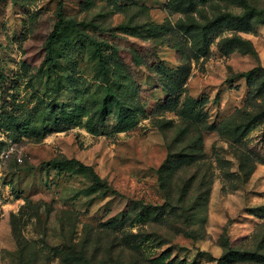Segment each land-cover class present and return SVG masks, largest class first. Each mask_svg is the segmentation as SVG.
<instances>
[{"label":"rangeland","instance_id":"obj_1","mask_svg":"<svg viewBox=\"0 0 264 264\" xmlns=\"http://www.w3.org/2000/svg\"><path fill=\"white\" fill-rule=\"evenodd\" d=\"M0 264H264V0H0Z\"/></svg>","mask_w":264,"mask_h":264},{"label":"trees","instance_id":"obj_2","mask_svg":"<svg viewBox=\"0 0 264 264\" xmlns=\"http://www.w3.org/2000/svg\"><path fill=\"white\" fill-rule=\"evenodd\" d=\"M250 12L251 11H255V9L253 8H250L249 10ZM227 17H234L233 15L231 14H226ZM259 69V67H254V68H251L247 71H244V72H240V73H237L235 75L234 78H241V77H249L253 72L257 71ZM94 179H95V183H100V179L97 177V176H94ZM113 193H116L115 191H113Z\"/></svg>","mask_w":264,"mask_h":264}]
</instances>
